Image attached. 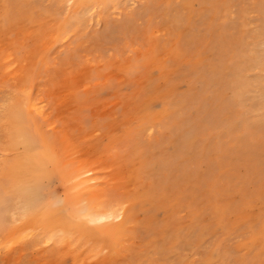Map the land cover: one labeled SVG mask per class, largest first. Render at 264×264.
<instances>
[{
  "label": "rangeland",
  "instance_id": "obj_1",
  "mask_svg": "<svg viewBox=\"0 0 264 264\" xmlns=\"http://www.w3.org/2000/svg\"><path fill=\"white\" fill-rule=\"evenodd\" d=\"M14 108L57 158L40 204L66 161L125 218L94 255L9 244L0 187V264H264V0H0V182Z\"/></svg>",
  "mask_w": 264,
  "mask_h": 264
},
{
  "label": "bare ground",
  "instance_id": "obj_2",
  "mask_svg": "<svg viewBox=\"0 0 264 264\" xmlns=\"http://www.w3.org/2000/svg\"><path fill=\"white\" fill-rule=\"evenodd\" d=\"M28 100L29 107H34L33 101L29 97ZM9 118L10 123L13 124V129H9L8 126V131H14V138L10 136V140L13 138L14 144L21 146L22 151L21 154L15 156V158L13 157L12 165L10 168L8 167L9 175L3 177L4 180L2 179L0 182V185L3 184L0 187L9 193V202L5 209L6 217H9L10 220L8 228L5 229L8 236L6 240H9L10 244L12 242L10 240H19L23 237L25 240V236L36 235L41 237L44 242L53 244L69 243L74 246L72 248L73 253L81 246L90 255L102 250L101 248L105 246L101 248L99 246L104 245L106 242L109 243L112 239L111 234H114L116 227H118L115 224L116 219L122 217L124 221V211L121 208L111 207L98 199V191L100 190L93 183L96 178L87 176L88 169L84 170L82 166L76 165L74 170L70 171L68 168L66 170L63 166L66 161L62 164L61 176L71 180L70 196L59 205L40 204L36 194L40 187V179L46 171L45 167L53 164V153L46 147L47 143L43 139L40 138L39 144H36L32 139H28L24 127L18 126L21 122V114L16 108H14ZM34 131H36L35 128ZM9 145H12V143ZM58 156V159L62 162V156L60 154ZM56 161L55 156L54 163ZM97 222H104V224L98 225ZM23 227L24 229L26 227L27 229L30 228V232H21V230H26ZM5 237L3 236V238ZM72 261L73 264L77 263L75 254L72 255Z\"/></svg>",
  "mask_w": 264,
  "mask_h": 264
}]
</instances>
